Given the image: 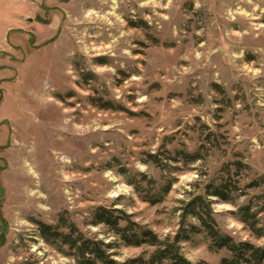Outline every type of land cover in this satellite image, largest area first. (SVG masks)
Here are the masks:
<instances>
[{
    "label": "rangeland",
    "instance_id": "374dc122",
    "mask_svg": "<svg viewBox=\"0 0 264 264\" xmlns=\"http://www.w3.org/2000/svg\"><path fill=\"white\" fill-rule=\"evenodd\" d=\"M220 184L238 190L208 197L216 229L262 245L238 209L264 225V0H0V264H75L38 223L148 257L97 208L173 238ZM178 246L229 255L202 232Z\"/></svg>",
    "mask_w": 264,
    "mask_h": 264
},
{
    "label": "trees",
    "instance_id": "16d2710c",
    "mask_svg": "<svg viewBox=\"0 0 264 264\" xmlns=\"http://www.w3.org/2000/svg\"><path fill=\"white\" fill-rule=\"evenodd\" d=\"M100 108L112 109L108 102L98 104ZM185 158H194L185 156ZM239 166V163L236 164ZM254 183L251 186H255ZM204 195H193L181 207L180 229L173 238L169 236L161 239L153 231L130 222L127 218L116 214L118 211L97 208L93 215V223L107 226L114 235L127 247H151L152 252L148 257L143 255L119 262L114 259L111 244L85 237L73 224L65 226L67 231L38 223V231L45 243L52 245L56 250L72 256L75 264H193L179 252L178 243L187 240L191 233H204L210 240L209 249L212 251L226 250L229 255L220 261V264H264V243L254 245L249 242H234L230 237L222 235L217 229L211 216V200L215 197L225 203H230L229 192H235V187L229 191L226 185L207 187ZM242 213L240 221L247 225L251 233L257 238H264V225H259L255 214L250 213L249 206L238 209ZM190 217L197 221L198 226L185 225L186 219ZM124 221L125 225L120 226ZM60 222L62 219L60 218ZM185 227H188L187 229ZM62 248H65L63 251ZM201 264V263H194Z\"/></svg>",
    "mask_w": 264,
    "mask_h": 264
}]
</instances>
